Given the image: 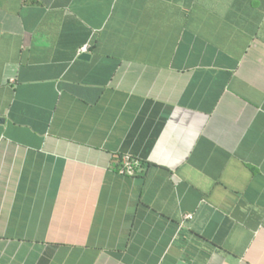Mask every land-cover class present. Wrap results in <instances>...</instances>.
Wrapping results in <instances>:
<instances>
[{
    "label": "crops",
    "instance_id": "1",
    "mask_svg": "<svg viewBox=\"0 0 264 264\" xmlns=\"http://www.w3.org/2000/svg\"><path fill=\"white\" fill-rule=\"evenodd\" d=\"M0 264H264V0H0Z\"/></svg>",
    "mask_w": 264,
    "mask_h": 264
},
{
    "label": "built area",
    "instance_id": "2",
    "mask_svg": "<svg viewBox=\"0 0 264 264\" xmlns=\"http://www.w3.org/2000/svg\"><path fill=\"white\" fill-rule=\"evenodd\" d=\"M88 47H82L79 50V54L85 53L87 51ZM138 162L131 159L129 156H122L121 157V168H120V174H127L132 176L135 173V168L137 167Z\"/></svg>",
    "mask_w": 264,
    "mask_h": 264
},
{
    "label": "water",
    "instance_id": "3",
    "mask_svg": "<svg viewBox=\"0 0 264 264\" xmlns=\"http://www.w3.org/2000/svg\"><path fill=\"white\" fill-rule=\"evenodd\" d=\"M89 58H90V56H89V54H87V53H82V54H80V56H79V59H80V60H84V61L89 60Z\"/></svg>",
    "mask_w": 264,
    "mask_h": 264
}]
</instances>
